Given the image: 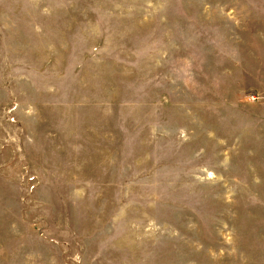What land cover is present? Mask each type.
Instances as JSON below:
<instances>
[{
    "label": "rangeland",
    "instance_id": "obj_1",
    "mask_svg": "<svg viewBox=\"0 0 264 264\" xmlns=\"http://www.w3.org/2000/svg\"><path fill=\"white\" fill-rule=\"evenodd\" d=\"M0 264H264V0H0Z\"/></svg>",
    "mask_w": 264,
    "mask_h": 264
}]
</instances>
